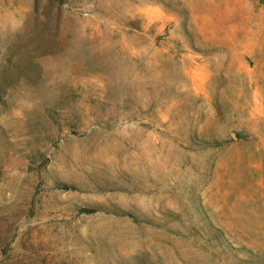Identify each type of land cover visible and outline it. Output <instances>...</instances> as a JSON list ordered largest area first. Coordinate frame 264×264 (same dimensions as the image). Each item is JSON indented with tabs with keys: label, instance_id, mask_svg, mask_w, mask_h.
<instances>
[{
	"label": "rangeland",
	"instance_id": "1",
	"mask_svg": "<svg viewBox=\"0 0 264 264\" xmlns=\"http://www.w3.org/2000/svg\"><path fill=\"white\" fill-rule=\"evenodd\" d=\"M0 264H264V0H0Z\"/></svg>",
	"mask_w": 264,
	"mask_h": 264
}]
</instances>
